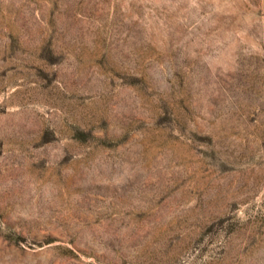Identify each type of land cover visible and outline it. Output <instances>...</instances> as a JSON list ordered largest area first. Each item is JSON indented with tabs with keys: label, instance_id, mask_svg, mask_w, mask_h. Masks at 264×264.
Listing matches in <instances>:
<instances>
[{
	"label": "rangeland",
	"instance_id": "obj_1",
	"mask_svg": "<svg viewBox=\"0 0 264 264\" xmlns=\"http://www.w3.org/2000/svg\"><path fill=\"white\" fill-rule=\"evenodd\" d=\"M0 264H264V0H0Z\"/></svg>",
	"mask_w": 264,
	"mask_h": 264
}]
</instances>
